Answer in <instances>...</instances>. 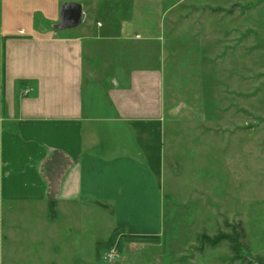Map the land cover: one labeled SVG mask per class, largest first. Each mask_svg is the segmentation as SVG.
Returning <instances> with one entry per match:
<instances>
[{
    "label": "crops",
    "instance_id": "0c3cea01",
    "mask_svg": "<svg viewBox=\"0 0 264 264\" xmlns=\"http://www.w3.org/2000/svg\"><path fill=\"white\" fill-rule=\"evenodd\" d=\"M1 1L0 264H98L116 229L157 239L126 241L110 264H179L159 232L168 118L155 57L104 54L132 37L112 0ZM68 2L83 18L59 27Z\"/></svg>",
    "mask_w": 264,
    "mask_h": 264
},
{
    "label": "rangeland",
    "instance_id": "374dc122",
    "mask_svg": "<svg viewBox=\"0 0 264 264\" xmlns=\"http://www.w3.org/2000/svg\"><path fill=\"white\" fill-rule=\"evenodd\" d=\"M110 7L132 37L109 41L117 50L104 54L119 60L135 54V64L138 56L155 57L162 74L168 118L162 243L179 251V264L264 262V0H112ZM232 240L248 263L233 260ZM126 241L119 233L98 253L115 250L117 258ZM10 243L20 249L17 239L4 250Z\"/></svg>",
    "mask_w": 264,
    "mask_h": 264
},
{
    "label": "trees",
    "instance_id": "16d2710c",
    "mask_svg": "<svg viewBox=\"0 0 264 264\" xmlns=\"http://www.w3.org/2000/svg\"><path fill=\"white\" fill-rule=\"evenodd\" d=\"M239 228H241L240 232L236 234V241L238 242L242 236H243V228L241 226V224L239 223ZM119 230H115L114 233L111 235L110 239H109V243L111 242H114V240L116 239V235L119 234L120 232H118ZM127 237V240H139V241H148V240H153V239H157V237H154V236H137V235H126ZM207 239H211L213 240L212 238H207ZM210 241V240H208ZM214 241V240H213ZM235 240H232V242L230 241V249L231 251L233 252V260H243L245 263H248L247 262V256H245L244 254H241L240 251H241V247L242 245H239V244H236ZM241 242V241H240ZM212 244H215L213 242H211ZM231 260H232V257H231ZM252 262V261H251ZM253 264H264V262L262 260H259L257 263H253Z\"/></svg>",
    "mask_w": 264,
    "mask_h": 264
},
{
    "label": "water",
    "instance_id": "95a60500",
    "mask_svg": "<svg viewBox=\"0 0 264 264\" xmlns=\"http://www.w3.org/2000/svg\"><path fill=\"white\" fill-rule=\"evenodd\" d=\"M83 18L82 8L80 4L68 2L61 7V17L59 27L77 25Z\"/></svg>",
    "mask_w": 264,
    "mask_h": 264
},
{
    "label": "built area",
    "instance_id": "2783aa9c",
    "mask_svg": "<svg viewBox=\"0 0 264 264\" xmlns=\"http://www.w3.org/2000/svg\"><path fill=\"white\" fill-rule=\"evenodd\" d=\"M25 92H29V89H25ZM116 253L117 252H115V250L106 251V253H104V255L102 256V259L105 261H112V259L115 258Z\"/></svg>",
    "mask_w": 264,
    "mask_h": 264
}]
</instances>
